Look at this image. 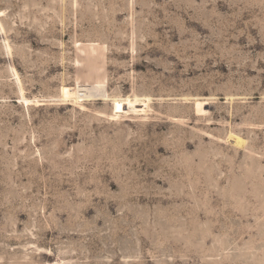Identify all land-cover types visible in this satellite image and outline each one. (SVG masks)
Returning a JSON list of instances; mask_svg holds the SVG:
<instances>
[{
  "label": "rangeland",
  "instance_id": "obj_1",
  "mask_svg": "<svg viewBox=\"0 0 264 264\" xmlns=\"http://www.w3.org/2000/svg\"><path fill=\"white\" fill-rule=\"evenodd\" d=\"M0 264H264V0H0Z\"/></svg>",
  "mask_w": 264,
  "mask_h": 264
},
{
  "label": "bare ground",
  "instance_id": "obj_2",
  "mask_svg": "<svg viewBox=\"0 0 264 264\" xmlns=\"http://www.w3.org/2000/svg\"><path fill=\"white\" fill-rule=\"evenodd\" d=\"M73 95L74 94L72 93V91L70 89H68L67 87H63L61 89V96L63 98V101H68V99L70 97L72 98ZM75 98H77V97H75ZM76 100H78V99H76ZM25 102L27 104H29V101L28 100H26ZM138 102H142L143 103L142 106H143L144 110H146V111L149 108H151V107H149V102H151V99L149 97H145V98H143V100H140V98H138V97L126 98V99H118V98H115V99H113V104H112V112H113V114L111 116L113 118H115V119L118 118V117L124 116V115H121V112H125V109H126L124 107V103H127L128 104V105L126 104L127 106H129V108L128 107L127 108L131 112V111L134 110V107H135L136 103H138ZM195 110H196V113H198V114L205 113L204 102L203 101H200V100H196L195 101ZM127 113H129V112H127ZM145 113H148V112H145ZM230 138L235 140L234 142H236V145L238 147L241 146V145H243L242 139H240L238 136H235L233 134H230Z\"/></svg>",
  "mask_w": 264,
  "mask_h": 264
}]
</instances>
